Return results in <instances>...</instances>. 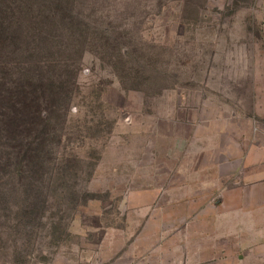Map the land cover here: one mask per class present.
Wrapping results in <instances>:
<instances>
[{
    "label": "rangeland",
    "instance_id": "rangeland-1",
    "mask_svg": "<svg viewBox=\"0 0 264 264\" xmlns=\"http://www.w3.org/2000/svg\"><path fill=\"white\" fill-rule=\"evenodd\" d=\"M69 14L86 27L61 26L43 56L76 84L56 172L39 217L0 205V264H201L186 257L218 243L264 264L247 237L205 234L263 140L264 0H73Z\"/></svg>",
    "mask_w": 264,
    "mask_h": 264
},
{
    "label": "trees",
    "instance_id": "trees-1",
    "mask_svg": "<svg viewBox=\"0 0 264 264\" xmlns=\"http://www.w3.org/2000/svg\"><path fill=\"white\" fill-rule=\"evenodd\" d=\"M72 1L0 0V205L27 219L46 204L61 116L76 87L66 64L43 59L56 51L51 36L61 26L86 25L69 14Z\"/></svg>",
    "mask_w": 264,
    "mask_h": 264
},
{
    "label": "crops",
    "instance_id": "crops-1",
    "mask_svg": "<svg viewBox=\"0 0 264 264\" xmlns=\"http://www.w3.org/2000/svg\"><path fill=\"white\" fill-rule=\"evenodd\" d=\"M263 140L253 139L251 144L242 158L240 169L237 170L236 183L227 189V194H232L233 202L222 200L217 206L208 207L207 210L213 213L206 219L205 234L210 235L216 232L217 237L222 240H228L229 236L241 235L247 237V245L250 247L248 252L253 253L255 260H260L261 252H264V132L261 133ZM226 191H223V196ZM246 202L249 200L248 203ZM242 198L244 202H242ZM241 201V202H240ZM215 208V209H212ZM225 228H229L231 232H225ZM224 245L217 244V251H210L209 257L199 255L187 258L204 261L211 260L207 264H239V258L234 252L227 256L224 252ZM215 253V254H213ZM158 254L138 255L134 264H175L177 258L162 260ZM205 259V260H204ZM166 261V262H165ZM168 261V262H167ZM190 263H193L190 261Z\"/></svg>",
    "mask_w": 264,
    "mask_h": 264
}]
</instances>
